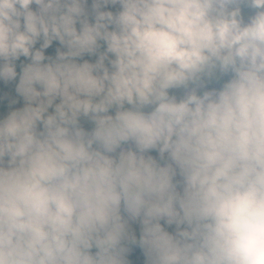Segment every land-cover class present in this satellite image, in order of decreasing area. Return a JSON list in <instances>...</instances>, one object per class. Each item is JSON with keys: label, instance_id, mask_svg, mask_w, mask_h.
Instances as JSON below:
<instances>
[{"label": "clouds", "instance_id": "1", "mask_svg": "<svg viewBox=\"0 0 264 264\" xmlns=\"http://www.w3.org/2000/svg\"><path fill=\"white\" fill-rule=\"evenodd\" d=\"M0 264H264V0H0Z\"/></svg>", "mask_w": 264, "mask_h": 264}]
</instances>
